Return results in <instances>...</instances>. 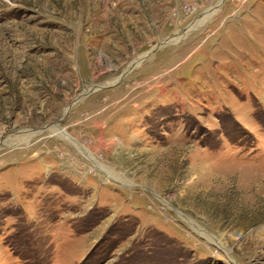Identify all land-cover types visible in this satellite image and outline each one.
Masks as SVG:
<instances>
[{"label": "rangeland", "instance_id": "obj_1", "mask_svg": "<svg viewBox=\"0 0 264 264\" xmlns=\"http://www.w3.org/2000/svg\"><path fill=\"white\" fill-rule=\"evenodd\" d=\"M0 264H264V0H0Z\"/></svg>", "mask_w": 264, "mask_h": 264}, {"label": "water", "instance_id": "obj_2", "mask_svg": "<svg viewBox=\"0 0 264 264\" xmlns=\"http://www.w3.org/2000/svg\"><path fill=\"white\" fill-rule=\"evenodd\" d=\"M126 73H128V71H126V72L124 73V75H125ZM92 91H94V89H91V90L85 91V92L83 93L82 96H85V95L89 94V93L92 92ZM82 96H81V97H82Z\"/></svg>", "mask_w": 264, "mask_h": 264}, {"label": "bare ground", "instance_id": "obj_3", "mask_svg": "<svg viewBox=\"0 0 264 264\" xmlns=\"http://www.w3.org/2000/svg\"><path fill=\"white\" fill-rule=\"evenodd\" d=\"M147 55H148V54H147ZM195 228L198 229L197 225H195ZM205 236H206L208 239L212 240V238H210V237L207 235V233H205ZM214 241H215V240H214Z\"/></svg>", "mask_w": 264, "mask_h": 264}]
</instances>
